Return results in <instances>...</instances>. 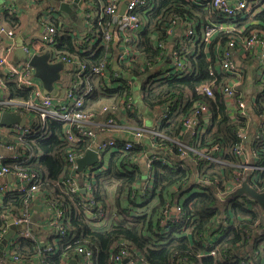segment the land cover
I'll use <instances>...</instances> for the list:
<instances>
[{
	"label": "trees",
	"instance_id": "trees-1",
	"mask_svg": "<svg viewBox=\"0 0 264 264\" xmlns=\"http://www.w3.org/2000/svg\"><path fill=\"white\" fill-rule=\"evenodd\" d=\"M110 1L96 0L92 10H84L88 16L84 15L80 26L71 23L66 28L61 14L59 19L41 23L56 29L53 53L75 58L84 66L85 74L101 64L106 65L105 77L110 72L115 83L110 89L105 85V77L89 80L92 93L84 97L86 107L94 109L101 93L115 95L116 100L133 106L132 111H125V116L135 121V128L145 126L141 108L157 118L166 112V119L155 124L160 136L152 144L135 143L129 150L123 148L125 138L113 137L116 150L102 153L94 165L102 169L92 177L96 208L91 211L96 219L91 220L82 193H71L60 179L69 149L83 156L93 140L85 138L70 146L63 140L61 122L52 117L42 120L38 114L30 113L31 132L20 140L0 132V145L14 144L18 152V158H3L0 165L13 169L15 162L24 160L19 167L39 175V187L36 192L28 191L27 187L3 196L0 233L13 216L27 210L32 219L37 214L34 206H39L42 212L52 206L63 210L61 230L41 225L49 231L44 246L39 238L42 229L39 225L34 229L31 224L30 237L23 236V229L18 230L9 247L20 261L65 264L73 259L78 261L77 249L83 247L93 252L91 264H115L112 258L122 251L129 253L123 259L125 264H264V215L254 200L236 196L235 191L240 187L234 190L229 187L234 174L241 171L242 176L250 177L253 189L264 192V75L259 74L256 54L241 49L239 43L230 52L232 62L241 70L239 78L224 72L220 65V49L228 42L251 36L264 39V7L259 10L252 7V15L232 20L224 18L208 0H146L145 6L134 11L145 18V24L134 33L131 43L136 53L125 65L117 62L118 68L114 69L112 62L116 60L121 38L103 39L104 32L113 35L115 31L111 17L103 14V7ZM209 20L232 23L233 27L206 43L202 40V29ZM185 22L192 23L195 31L185 41L189 52L179 55L189 67L182 72L171 71L167 77H162L160 71L150 75L169 63L165 51L157 44L169 40L171 27L174 33H180ZM0 24L18 29L20 18L6 10ZM175 39H170L175 50L184 46ZM67 72L70 80L77 81L74 69ZM231 81L237 83L235 98L242 96L245 100L248 120L237 111L230 112L218 91V87ZM247 82L251 89L241 90L242 83L247 85ZM86 86L82 83L76 92ZM206 86L213 89L214 96L204 93ZM3 93L15 102L28 101L32 96L30 89L19 87L15 80H6ZM204 104L207 111L198 116V127L204 131L195 130L192 134L183 125L184 121ZM240 131L247 135L244 146L247 155L252 154V164L263 170L249 173L238 167L242 158L234 150L242 142L238 137ZM248 136L251 141H247ZM214 146L218 147L217 152H213ZM204 150L218 156L220 163H211L203 157L200 152ZM112 179L116 181L113 201L105 190L106 182ZM100 211L114 212L118 221L94 229L92 224L105 219L106 215ZM49 247L50 252L43 251Z\"/></svg>",
	"mask_w": 264,
	"mask_h": 264
},
{
	"label": "built area",
	"instance_id": "built-area-1",
	"mask_svg": "<svg viewBox=\"0 0 264 264\" xmlns=\"http://www.w3.org/2000/svg\"><path fill=\"white\" fill-rule=\"evenodd\" d=\"M73 0H66L63 2H72ZM96 0H84L83 12L84 10L90 11L93 9L94 2ZM213 8H215L224 18H230L232 20L236 18H245L248 15H252V7H256L257 10L262 9L264 7V0H234L230 2L229 0H208ZM124 4L125 8L123 13H120L121 6L118 3V0H111L107 6L103 7V14L109 15L112 19L113 26L115 27V31L113 35L106 31L103 33L104 40H110L112 36L121 38V42L119 46L116 48V60L115 62H119V64H124L125 62H130V58L135 52L132 48L131 44L134 39V33L138 32L142 29L145 24V18H140L134 11L139 6L143 7L146 5V0H125L121 2ZM147 9V8H146ZM9 10L10 13L16 14V12L10 7H4V12ZM145 11V10H144ZM147 11V10H146ZM3 12V13H4ZM0 14V19L2 17ZM88 16V14L82 15ZM44 20V19H43ZM192 23L185 22L184 27L180 33H174L173 28L171 27L168 31V41L160 42L157 44L159 49L165 51L166 58H169V63L164 64L160 72L162 77H167L171 71L172 73L182 72L187 69L188 62L183 61L179 56L180 53L189 52V47L186 44V40L189 37L194 36L195 31L192 28ZM232 23L220 24L215 21H207L203 25L202 29V40L206 43L211 42L212 38L216 36V34L220 33L224 29H232ZM16 29H11L3 24H0V72H3V68L8 67V71L6 76H0V116L3 112H13L20 117H25L27 119V123L20 127L18 124L4 127L0 124V132L6 135L10 133L12 136L20 140L29 134L30 131V123L31 117L30 113L38 114L40 118L43 120L47 117H52L63 124L62 132H63V140L69 144L70 146L76 144L82 139H91L93 140V145L89 149H93L97 156L98 160L102 153L107 150L114 149L116 150L117 142L115 138L111 137L109 139L103 138V136H97L98 132L111 131L115 130L114 127H120L119 120L123 118L127 112L126 110L132 111L133 106L128 102H123L124 100H113L109 104H105L97 109H91L85 106V96H88L92 93V87L88 85L89 80L92 78H104L106 76V65L101 64L96 67H92L89 69V73L85 74L84 66L81 65L75 58L71 59L65 55L57 54L52 52V47L55 44L56 37V29L53 26L45 25L43 32L40 35V38L37 40L38 43H42L51 48V62H63L64 64L69 66L70 69H74L73 75L78 77L77 81L70 80V75H66L61 83L62 95L57 98L53 95L44 94L41 83L36 84L34 82L33 69L28 65V60L32 55L29 52L30 45H34L32 41H27L25 46H23V52L28 55V59L23 62H19L17 64H13L10 62L9 58L14 53V47L9 45L6 48H3L2 43L5 38L13 39L16 35ZM171 38H176L181 42L178 44H184V46L177 48L176 50L172 47ZM175 39V40H176ZM36 41V42H37ZM239 43V47L243 50H249L252 53L258 54L259 58V74L264 75V39L259 38L257 36H251L249 38H244L239 40L238 42L230 41L223 48L220 49L222 51L220 65L224 72L239 78V74L241 71L231 60V50L236 44ZM252 48L255 50L253 51ZM219 48L216 47V51ZM118 68V67H117ZM151 70H153L151 68ZM159 70V69H158ZM156 69L150 72L151 74L156 73ZM71 73V72H70ZM210 74H213V71H210ZM62 78V77H61ZM6 80L11 81L15 80L19 87L28 88L32 91L31 99L25 102H15L12 99H9L4 93ZM37 80V79H36ZM61 80V79H60ZM57 83V82H56ZM56 83H53L55 90H59ZM86 84L85 89L76 92L78 87L82 84ZM237 86L236 82L231 81L228 85H224L223 87H218V91L223 95L226 105L230 109V112L237 111L239 116L247 119L249 118V114L246 110L245 100L240 96L239 98H235L234 86ZM106 85L108 86L107 82ZM110 86L109 88H112ZM204 93L207 96H214L213 89L206 86L203 89ZM235 98V100H234ZM86 107V108H85ZM8 108V110H5ZM207 105H200L193 115L190 118H186L184 121V126L186 129H191V133L194 134L195 130H199L201 132L204 129H199L198 116L202 113H206ZM168 113H164L163 115H159V118L154 116L153 123L150 126H143V128H135L129 127L125 134V143L123 145L124 150H129L131 146L134 144H139L140 142L147 141L149 143H153L157 137L160 136L158 129L155 124L158 120L166 119ZM126 117V116H125ZM195 122V123H194ZM123 134V135H124ZM246 133L240 131L238 133V137L242 140L239 145L236 146L234 150V154L238 157L242 158L241 164L238 165L239 168H242L243 171H248L249 173H254L257 171L263 170L261 167L253 165L251 160V150L247 148L249 155L246 153V148L244 146V140L246 138ZM248 141H251V137ZM250 143V142H249ZM132 144V145H131ZM135 144V145H136ZM96 146V147H95ZM0 148L4 149L7 154L5 156L0 155V161L3 158H10L15 160L18 158L16 155L18 152L16 150V146L14 144L11 145H0ZM187 149H190L186 147ZM88 149V150H89ZM213 152H217L219 149L217 146L212 148ZM200 154L208 159L211 163H220V159L214 153H209L207 150L201 151ZM81 157L78 156L72 149H69L65 157L66 166L64 172L61 177V182L66 185L69 191L73 194L81 193V190H85V193L82 194L84 196V201L92 199V190H93V181L92 177L99 172L102 167L93 166L83 170L81 173L77 172L76 161ZM24 162L21 161L20 163ZM100 165V163H99ZM103 165V163L101 164ZM77 175H80L79 177ZM248 179H247V178ZM242 176L241 171H237L233 178L230 180V188L234 190L240 187L243 181L248 180L249 184L250 177ZM7 178H11L10 181ZM0 202L4 195L16 191H24L27 190L30 192H36L39 187L40 177L35 173H29L22 170L18 165H13V169L7 166L0 165ZM251 187V185L249 184ZM261 192V191H259ZM92 208L95 207V202L90 205L87 203V216L91 220L96 219V214L91 211ZM46 213V218L42 223L45 227H51L54 229L61 230V220H62V209H55L52 206L44 209ZM101 215L105 216L102 211H100ZM101 216V217H103ZM12 223L17 226H29L32 224L31 214L29 211L25 210L21 212L19 215H15L11 218ZM23 236L30 237L29 230L25 229L22 232ZM2 237L0 236V242ZM9 243H7L6 248ZM51 248H46L43 251L50 252ZM77 252L80 254L77 264H91V259L93 258V252L91 249L79 247ZM8 255L14 262H18L19 258L15 255L12 247L8 250ZM129 253L127 251H122L121 254L114 256L112 260L115 264H125L123 263V259L128 257ZM8 257V256H7ZM9 258V257H8ZM44 264V263H41Z\"/></svg>",
	"mask_w": 264,
	"mask_h": 264
},
{
	"label": "crops",
	"instance_id": "crops-1",
	"mask_svg": "<svg viewBox=\"0 0 264 264\" xmlns=\"http://www.w3.org/2000/svg\"><path fill=\"white\" fill-rule=\"evenodd\" d=\"M229 1L233 2L234 0H229ZM59 2L60 1H58V0H0V14H2L4 12V7H10L16 12L17 16L20 18V27L15 30L16 31L15 37L12 40L5 38L3 40V43H2L3 48L8 47L9 45H12L14 47V53L9 58L10 62H12L13 64H17L19 62L26 61L23 58L19 57V55L17 54V49H19L18 46H20L21 48L23 46H25V43L29 40L34 43V45H30V47H29V52L31 54H35V53L36 54H44L46 52L51 53V48L49 46L44 45L42 43L40 44L37 41L40 38V35L43 32L44 27H45V25L43 23H41L43 21V19L44 20L59 19L60 14H61V18L65 22L66 28H70L71 23L76 24L77 26L81 25L83 8H77L76 9V13H77L78 18L76 19V22H74L71 18H69V16H67V14H64L63 12H61L58 9ZM121 5H122V3H120V6ZM252 54L255 55L256 53H252ZM256 56L258 57V54H256ZM248 60H250V59H248ZM7 68L8 67L3 68V70H5L3 72L4 75L2 72H0V76L1 75L6 76L7 71H8ZM114 69H115V67H114ZM67 71H69V68L65 69L61 72V77H62V78H60L61 80L59 79L58 81L54 82V83L57 82L55 84V86H57L59 88V90H57V93L54 95L57 98H59L62 95L61 93H62L63 89L60 88L61 87L60 82L67 75V73H68ZM34 82L38 85L40 83L38 80H36V78L34 79ZM243 89L244 90L245 89L246 90L251 89L250 83L247 82V85H244ZM141 109H143L142 112H145L144 108H141ZM131 119L132 118H126L125 116L123 118H121L119 120L121 130H119V131H115V130L108 131L107 130V131L98 132V133L100 135H102L103 138H105V139H109L110 137L124 138L125 137L124 133L127 131V128L132 127L134 125L133 121ZM153 119H154V116H151V118L148 119L147 123H144V125L150 126L153 123ZM143 121H144V119H143ZM130 122H131V124H130ZM10 179L11 178H7L8 181H10ZM44 213H45L44 210H43V212H42V210H40L39 212H37V214H39V218L36 219L35 217H33L31 219L34 229L37 228V225H39V227L42 228L41 225L44 222V219L46 218ZM10 220L11 219H9V221L7 222V227L4 228L2 230V232L0 233L2 240L5 237V235L10 231V227L12 225L15 226L13 223L12 224L9 223ZM34 224H35V226H34ZM29 231H31V230H29ZM17 232L18 231L13 233V235L11 236L9 241L12 238H14V236ZM39 232H40L39 238L41 239V242L46 241L48 238L49 231L46 228H42L39 230ZM9 241L7 243H9ZM9 245H10V243H9ZM9 245L7 248H6V246H7L6 245L2 251L3 257H4L3 260H1V258H0V262L2 264H21V263L40 264L39 261H37V260L34 262H22L20 260L18 262H14L11 259V257L8 255V250L10 248ZM65 264H67V262Z\"/></svg>",
	"mask_w": 264,
	"mask_h": 264
},
{
	"label": "water",
	"instance_id": "water-1",
	"mask_svg": "<svg viewBox=\"0 0 264 264\" xmlns=\"http://www.w3.org/2000/svg\"><path fill=\"white\" fill-rule=\"evenodd\" d=\"M84 6V0H73L72 2H59L58 9L63 12L64 14H67L69 18H71L74 22H76L77 8H83ZM124 4L121 6L120 13L122 14L124 11ZM19 49H17V54L19 57L23 58L24 60L28 59V55L23 52V48L18 46ZM23 52V53H22ZM28 65L33 69V75L34 78L40 81L43 93L49 94V95H55L57 91L55 90L53 83L55 81H58L61 78V72L65 69H68L69 66L64 64L63 62H51V54L46 52L44 54H32L28 60ZM114 67H117V63L113 62ZM27 123V119L25 117H20L19 115L13 113V112H3L0 116V124L4 127H10L13 125L18 124L20 127H23ZM250 139V136H248L247 141ZM96 147V146H95ZM7 152L0 148V155L5 156ZM98 162V156L96 152L93 149L87 150V152L79 157L76 161V168L77 172L81 173L83 170H85L87 167H92ZM81 193L84 194L85 190H81ZM236 196H247L254 200L256 204L259 206L262 214L264 215V192H259L253 189L249 186L247 183V180L245 179L240 186L235 191ZM33 210L35 212H39L41 208L39 206H34ZM12 224V220L9 222ZM20 229H28L31 230L32 226L31 224L29 226H11L10 231L5 235L3 240L0 243V258L1 260L4 259L3 257V249L7 245V242L11 238L14 232L20 230ZM264 233V229H263ZM125 263V261L123 262ZM21 264H31V263H21ZM67 264H77V260L73 259L70 260Z\"/></svg>",
	"mask_w": 264,
	"mask_h": 264
},
{
	"label": "rangeland",
	"instance_id": "rangeland-1",
	"mask_svg": "<svg viewBox=\"0 0 264 264\" xmlns=\"http://www.w3.org/2000/svg\"><path fill=\"white\" fill-rule=\"evenodd\" d=\"M252 50L254 51L255 49L252 48ZM128 62H125V64H127ZM158 71L163 72V70H157L156 72H158ZM108 73H109V76L108 77H105V79L107 80L108 86L106 84L105 85L107 86L108 89H110L109 87L112 86V85H114L115 83L110 78V72H108ZM128 79H131V77L129 76ZM101 84H103V83H101ZM243 84L244 83H242V85L240 86L241 90L243 89V86H244ZM107 88H106V90H107ZM113 100H116L115 95L109 94L107 92L101 93L100 96H99V98H98V100H97V103L93 107H94V109H97L98 110L99 107H101V106H103L105 104H109ZM142 116H143V119H144V123H147V120L151 118L152 113L149 112V111H145V112H142ZM132 121H134V120H132ZM134 123H135V121H134ZM132 127H134V125ZM114 129H115V131H119V130H121V127H114ZM106 158H108V155H107ZM106 158H105V160H106ZM20 164L21 163L18 161V162H15L13 165H15V166L18 165L19 166ZM77 176L79 177L80 175H77ZM60 181H61V179H60ZM106 185H107V187L105 188L106 195L111 198V201H113V199H114V197H113L114 196V189H115V186H116V181L112 179L110 181H107L106 182ZM86 202L90 205L91 203H93L95 201H94V198L92 197V199L87 200ZM138 212H140V211H138ZM105 213H106L105 214L106 216H105V219L104 220L99 221V222H96L95 224H92L91 225L94 229L103 228V227L106 228V227L114 224V222L118 221V218L116 216H113L114 212H112V211H106ZM44 214H45V217H46V213H44ZM34 217L36 219H38L39 218V214H35ZM40 242H41V239H40ZM42 244L44 246L45 245V242L43 241ZM69 261H67V263Z\"/></svg>",
	"mask_w": 264,
	"mask_h": 264
}]
</instances>
